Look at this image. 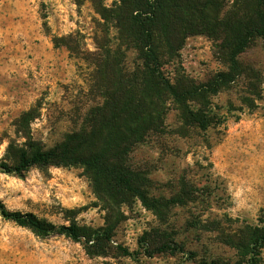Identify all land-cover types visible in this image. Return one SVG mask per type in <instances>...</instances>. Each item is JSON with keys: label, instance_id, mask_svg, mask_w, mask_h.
Instances as JSON below:
<instances>
[{"label": "rangeland", "instance_id": "1", "mask_svg": "<svg viewBox=\"0 0 264 264\" xmlns=\"http://www.w3.org/2000/svg\"><path fill=\"white\" fill-rule=\"evenodd\" d=\"M94 1L0 0V163L15 162L8 147L26 141L16 121L31 107L42 106L30 125L33 137L53 146L94 105L88 96L92 56L104 23ZM66 37L81 52L54 41ZM216 51L214 40L189 37L180 52L186 73L205 82L226 70ZM134 58L130 52L129 61ZM242 59L263 73L262 82L249 80V86H260L261 99L245 104L246 83H234L212 97L216 116L205 130L184 124L172 105L167 133L133 152L132 163L150 178V195L162 201L157 210L135 198L109 212L80 166L32 167L23 176L1 171L0 200L10 210L33 212L56 225L109 230L112 239L98 241L94 249L102 254H92L63 234L39 236L0 214V264L234 263L238 252L226 241L240 238L246 224L264 226L263 41ZM145 235L152 248L171 242L183 250L148 256L140 246ZM120 247L135 253L124 255ZM258 264H264V248Z\"/></svg>", "mask_w": 264, "mask_h": 264}, {"label": "trees", "instance_id": "2", "mask_svg": "<svg viewBox=\"0 0 264 264\" xmlns=\"http://www.w3.org/2000/svg\"><path fill=\"white\" fill-rule=\"evenodd\" d=\"M104 23L93 53L96 65L88 96L93 100L84 114L73 119L74 128L53 146H46L31 133V122L42 106L38 103L17 119L16 126L26 141L11 143L14 163H0V172L18 176L32 167L80 166L94 192L109 212L138 198L157 210L162 201L150 195V178L145 169L132 163L135 149L154 136L167 133L170 106L187 125L207 129L214 121L212 97L244 81L245 104H255L262 95L258 85L262 72L246 64L242 55L260 39L264 43V0H104L94 1ZM112 30H115L113 33ZM203 35L214 40L217 58L226 65L205 82L186 73L180 60L189 37ZM72 52H81L73 37L55 38ZM135 58L129 61V53ZM173 66V71L167 66ZM249 82V84H248ZM248 84V85H247ZM0 214L27 227L39 236L63 234L81 242L89 253L98 241L112 239L109 230L92 229L76 223L56 225L33 212L10 210L0 200ZM145 235L140 246L148 256L181 251L177 243L165 242L152 248ZM238 252L232 262L219 260L199 264H258L264 248V226L246 224L240 238L228 241ZM124 255L135 252L120 247Z\"/></svg>", "mask_w": 264, "mask_h": 264}]
</instances>
